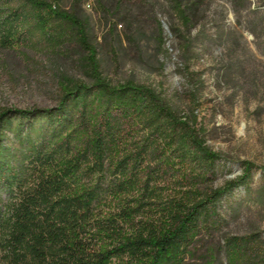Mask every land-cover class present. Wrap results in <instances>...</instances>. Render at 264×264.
I'll list each match as a JSON object with an SVG mask.
<instances>
[{
	"label": "trees",
	"instance_id": "obj_1",
	"mask_svg": "<svg viewBox=\"0 0 264 264\" xmlns=\"http://www.w3.org/2000/svg\"><path fill=\"white\" fill-rule=\"evenodd\" d=\"M205 1L169 0L188 27ZM247 9L248 18L234 10L237 21L264 38V14ZM64 26L89 49L93 81L62 85L54 107L0 109V264H264L251 236L226 237L217 252L197 244L219 222L225 196L250 192L253 163L241 160L240 175L200 190L198 180L225 161L193 122L143 84L104 79L74 14L46 0H0V47L53 38ZM180 140L198 173L173 194L169 151Z\"/></svg>",
	"mask_w": 264,
	"mask_h": 264
},
{
	"label": "rangeland",
	"instance_id": "obj_2",
	"mask_svg": "<svg viewBox=\"0 0 264 264\" xmlns=\"http://www.w3.org/2000/svg\"><path fill=\"white\" fill-rule=\"evenodd\" d=\"M46 1L84 24L104 79L151 88L221 155L225 166L213 179L198 180L200 190L240 175L241 160L253 163L250 192L241 186L223 198L222 219L199 236V253L217 252L231 235L251 236L264 249V38L254 37L234 12L251 17L248 6L264 14V0H206L189 27L169 0ZM52 33L0 47V109L54 107L62 85L93 81L89 49L73 29ZM4 138L13 141L9 131ZM173 147L166 186L178 194L191 187L198 169L186 159L191 145L180 140Z\"/></svg>",
	"mask_w": 264,
	"mask_h": 264
}]
</instances>
